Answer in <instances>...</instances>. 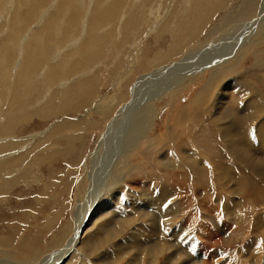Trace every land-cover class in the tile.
<instances>
[{
  "label": "rangeland",
  "instance_id": "rangeland-1",
  "mask_svg": "<svg viewBox=\"0 0 264 264\" xmlns=\"http://www.w3.org/2000/svg\"><path fill=\"white\" fill-rule=\"evenodd\" d=\"M262 1L0 0V264H264V149L253 138L264 133V106L253 95L264 99V67L249 89H236L240 73L263 62L264 21L226 45ZM212 48L224 49L219 63L161 70L160 83L151 77ZM219 72L227 73L203 78ZM144 78L155 79V93L133 100ZM142 101L130 136L129 116L112 119ZM111 121L109 148L90 159ZM242 136L258 150L247 160L233 154ZM115 172L128 176L112 185ZM88 194L94 212H106L59 260Z\"/></svg>",
  "mask_w": 264,
  "mask_h": 264
},
{
  "label": "bare ground",
  "instance_id": "bare-ground-1",
  "mask_svg": "<svg viewBox=\"0 0 264 264\" xmlns=\"http://www.w3.org/2000/svg\"><path fill=\"white\" fill-rule=\"evenodd\" d=\"M184 1H186L187 2V0H184ZM184 4H185V2H183ZM9 5H10V3H9ZM8 5V6H9ZM254 5V1H253V3H252V6ZM11 6V5H10ZM222 7V6H221ZM256 7V6H255ZM255 7H253V8H255ZM252 8V7H251ZM220 9V8H219ZM259 11H258V13L253 17V18H251V20H249V21H247V22H245V23H243L242 25H240V26H238V28L240 27L241 29V31L239 30V32H241L239 35H237L238 37L237 38H235L236 40H233L232 42H230V41H228V43L226 44V45H228V44H230L229 46L231 47V43H233L234 45H235V43H240V37L242 38V36H243V34H242V32H248L252 27H254V25H256L259 21H264V2L262 1V3H261V5L259 6ZM252 11V10H251ZM245 12H246V10H245ZM245 15V14H244ZM241 16H242V14H241ZM194 17H196V13H193V14H191V16H190V18H192V19H190L189 18V20H187L186 22H185V24H186V26H190L191 28L193 27L192 26V23H193V20H194ZM261 18H263V20H260ZM198 23V22H197ZM171 25H173V24H171ZM194 25V24H193ZM199 26H200V23H199ZM196 27V26H195ZM256 27V26H255ZM199 28V27H198ZM197 28V29H198ZM237 28V29H238ZM174 29V28H173ZM173 29H171V31H170V33H173ZM48 30V29H47ZM191 30V29H190ZM195 30V29H194ZM200 30V28L197 30V31H199ZM233 30H235V28L233 29ZM196 31V32H197ZM232 32H234V31H231L230 32V34H232ZM246 34V33H245ZM225 36V35H224ZM247 36V35H246ZM249 36H250V33H249ZM264 36V35H263ZM222 37H223V34H222ZM244 37V36H243ZM225 38V37H224ZM246 38V37H245ZM66 39V38H65ZM221 39V38H220ZM225 40V39H224ZM263 40H264V37H263ZM238 41V42H237ZM262 41V40H261ZM261 41L259 42V43H257L258 45H261L260 43H261ZM186 42H188L189 43V41H186ZM263 43H264V41H263ZM221 44H222V42H221ZM212 45H214V44H212ZM219 45H220V43H219ZM233 45V46H234ZM258 45H256V46H258ZM255 46V45H254ZM216 47V46H215ZM221 47H222V45H221ZM224 47V46H223ZM238 47V46H237ZM207 48V47H206ZM209 48H210V46H209ZM17 49V48H16ZM215 48H212V49H207L208 51H202L203 53L202 54H200V55H198V54H192V55H190V56H188L187 58H184L183 60H180L179 62H178V64H173V65H171V66H168V67H166V68H161L160 70H157V71H155L152 75L153 76H151V77H153V78H155V79H158L157 81L160 83L162 80L164 81V79L167 77V75L164 77L162 74H160V71L161 70H165V69H167V71H170L171 73L172 72H174V71H176L175 69L177 68V69H187L186 70V72L185 71H183V73H185V74H190V73H192V70H193V68H194V66L196 65V64H198V65H196V68L195 69H198L199 71H202L203 69H205L206 67H208L209 66V62L210 63H212V64H216V63H219V62H215V61H219L220 60V55L222 54V52H223V54H224V49H222L221 48V50H223V51H221V52H219V51H217V48H216V50H214ZM229 49V48H228ZM205 50V49H204ZM219 50V49H218ZM231 50H233V49H231ZM254 50H256V47L254 48ZM229 52V51H228ZM254 52V51H253ZM196 53V52H195ZM254 54H259V52L258 51H255V53ZM262 61L263 62H261V61H257V62H255V64L254 65H252V73H247L246 71H243V72H241L240 73V75L236 78V83L237 82H239L238 84H237V86H236V89L238 88V90L239 91H241V90H243V92H245L247 89H249L250 88V85H249V83H248V81H253V78H252V76L254 75V74H256L257 73V69L258 68H260V67H264V56H263V58H262ZM203 64H205V65H203ZM218 65V64H217ZM167 66V65H166ZM224 67V66H223ZM230 67V66H229ZM225 70H227V69H225ZM205 71V70H204ZM212 72V71H211ZM164 73V72H163ZM220 73V72H219ZM216 74V75H210V76H205V77H203V78H206L207 80L209 79V80H213V79H215V78H211V77H218V76H221V75H223V74H225V73H227V72H222V73H220V74ZM210 74V73H209ZM201 76H203L202 74H200ZM195 76V75H194ZM193 76V77H194ZM199 75H197V77H198ZM150 77V76H149ZM200 77V76H199ZM186 78V77H185ZM148 78H144V79H140V80H138V82H135V84H134V90H133V93H132V96H133V100H135V96L138 98V96H139V94H141V93H143V92H146V96H143V95H141V96H143L144 97V99H145V101L147 100V99H149L150 97H152L153 96V94L155 93L154 91L155 90H151V91H149L148 89H149V87H151V85L152 84H154L155 82H154V80L155 79H152V80H150L151 81V84H149L150 82L147 80ZM174 79V78H173ZM182 79H184V78H182ZM192 79V78H191ZM201 79H202V77H201ZM240 80H245V82H241ZM13 81V80H12ZM136 81V80H135ZM182 81V80H181ZM250 81V82H251ZM9 82V81H8ZM168 82H169V80H168ZM168 82H167V84H168ZM173 82V81H172ZM180 82V81H179ZM163 83V82H162ZM165 83V82H164ZM174 83H175V81H174ZM174 83H171V84H174ZM142 84H143V86H144V89H141L142 87ZM157 84V83H156ZM221 84H222V82H221ZM252 84V83H251ZM216 85V86H215ZM220 85V83L219 84H217V80H216V82L215 83H213L212 85H211V88L212 89H216L218 86ZM223 85V84H222ZM162 86V85H161ZM169 86H170V82H169ZM252 86V85H251ZM160 87V86H159ZM223 88L225 87V85L224 86H222ZM162 88V90H163V87H161ZM254 88V87H253ZM157 89V88H156ZM160 89V88H159ZM179 89V88H178ZM172 91V90H171ZM157 92V91H156ZM173 92V91H172ZM242 92V93H243ZM175 93V92H174ZM178 93V92H177ZM22 94V93H21ZM143 94H145V93H143ZM157 94V93H156ZM155 94V95H156ZM160 94H162L161 92H160ZM37 95V94H36ZM172 95V94H171ZM254 96H255V98H256V100H255V98H252V99H254L255 100V103H254V106H260L261 104L264 106V99L260 96V94L258 93V92H255L254 94H253ZM216 97V96H215ZM24 98V97H23ZM155 98V97H154ZM143 99V100H144ZM20 100H22V99H20ZM150 100V99H149ZM141 101V100H140ZM234 101L236 102L235 103V105L238 103V99H236V98H234ZM21 102V101H20ZM133 102H135V101H133ZM144 103V101H142V102H140V103H138V105H137V108H133V107H131V108H133V109H126L125 107L124 108H122V110L120 111V112H118L117 114H116V117L114 118V119H112L113 121H115L117 118H119V116H121V119H124L125 118V120L127 119V116H129L130 118L127 120V122L125 121V123L123 124V125H125L124 127L125 128H127V134L129 133L128 132V130H129V128H131L132 129V132H131V134H130V136H132L133 135V129L135 128V124H137V122L136 121H138L139 122V120L141 119V118H136L137 117V115H139V111H140V109L142 108V107H144V106H142L141 107V105ZM226 103V102H225ZM227 103H228V105H231V107L234 105V103H233V100H228L227 99ZM128 104V103H127ZM234 105V106H235ZM124 106V105H123ZM217 106H219V111L218 112H216V110L214 111V112H216L217 114L215 115V116H218V117H221L222 115H218L220 112H221V110L223 109V106L222 105H217ZM249 106H251V105H249ZM140 107V109H138ZM145 108V107H144ZM144 108H143V110H144ZM243 109V108H242ZM128 110V111H127ZM133 110V111H132ZM142 110V109H141ZM239 110V109H238ZM0 111H1V109H0ZM18 111V110H17ZM243 111H244V109H243ZM248 112H247V114H246V116H248V115H251V112H253V111H255V109L252 111V110H247ZM12 112V111H11ZM20 113V112H19ZM140 113H141V111H140ZM149 113V112H148ZM227 113V112H226ZM127 114H129V115H127ZM144 114H145V112H144ZM245 114V113H244ZM263 114V113H262ZM16 115V114H15ZM149 116V115H148ZM245 116V117H246ZM139 117V116H138ZM244 117V118H245ZM233 119H234V116H233ZM118 120V119H117ZM116 120V121H117ZM218 120V118L216 119L215 118V121H217ZM122 121V120H121ZM147 121V120H146ZM214 121V120H213ZM119 122V121H118ZM231 122V121H230ZM234 122V121H233ZM144 123V122H143ZM142 122L140 123V124H143ZM116 125H118V124H116ZM126 125H127V127H126ZM139 125V124H138ZM233 125V123H230V125L228 124L227 125V128H231V126ZM108 126H109V128H108ZM137 126V125H136ZM114 128H115V126H112V121L111 122H108V124H107V128H106V135L105 136H103L102 137V139H101V142L99 143V145L97 146V149L92 153V156H91V158L90 159H95V157L96 158H98L99 156V152H100V150L98 151V149H101V148H99V147H101V145H104L105 147L107 146V140H108V138H110L109 136L111 135V133H113L112 131L114 130ZM137 128V127H136ZM215 128V127H214ZM116 129V128H115ZM260 129V128H259ZM124 130V129H123ZM122 131V130H121ZM136 131V130H135ZM217 131H220V129L217 127ZM248 131V130H247ZM109 132H110V134H109ZM216 133V132H215ZM214 133V134H215ZM219 133V132H218ZM105 134V133H104ZM109 134V135H108ZM139 134V133H138ZM137 134V135H138ZM261 134V133H260ZM103 135V134H102ZM224 135H226L225 134V132H224ZM139 136V135H138ZM152 136V135H151ZM242 137H245L241 142L243 143V146H241V147H238V149H237V152H233V154L235 153V159H237V160H247V159H250L253 155H255L254 154V152H256V151H258V150H256V148H255V146H254V144L252 145L250 142V140L248 139L247 140V138H246V136H242ZM257 138V144H259V146H260V144H263V146H260V148L261 149H264V133L262 132V134L261 135H257V134H254V136H253V138ZM114 138V137H113ZM133 138L131 137V139L130 140H132ZM137 139V138H136ZM154 139V138H153ZM152 139V140H153ZM121 140V139H120ZM129 140V141H130ZM255 140V139H254ZM109 141H110V139H109ZM114 141H116V140H114ZM118 141V140H117ZM122 141V140H121ZM121 141H119V143L118 142H116L117 143V145L118 144H120V142ZM124 141V140H123ZM122 141V142H123ZM126 141V140H125ZM128 141V139H127V142H129ZM133 141V140H132ZM153 141H155V140H153ZM148 142H151L152 143V141H150V140H148ZM238 143V141L234 144V143H232V144H234V145H236ZM111 144H114V143H111ZM124 144V143H123ZM129 144H131L130 142H129ZM133 144V143H132ZM114 145H116V144H114ZM127 146H129L128 145V143L126 144ZM126 145L124 144V146L121 144V146H122V148L124 147L125 149H126ZM19 146V145H18ZM121 146H117L118 148H121ZM133 146V145H132ZM258 146V145H257ZM105 147H103V148H105ZM252 147V148H251ZM106 148H109V147H106ZM111 148H114L113 147V145H112V147ZM117 148V149H118ZM123 148V149H124ZM236 149V148H235ZM234 149V150H235ZM246 149L248 150H250V153L248 152V151H246ZM107 150H109V149H107ZM111 150V149H110ZM130 150V149H129ZM199 150V149H198ZM260 150V149H259ZM112 151V150H111ZM152 151V150H151ZM260 152V151H259ZM117 153H118V151L116 150V149H114L113 150V152H111V154L110 155H113V158L115 157V155H117ZM257 153V152H256ZM263 153V152H262ZM101 154V153H100ZM106 154V153H105ZM259 154V153H258ZM119 155V154H118ZM262 155V154H261ZM98 156V157H97ZM231 157H234V156H232V154L230 155ZM256 156V155H255ZM260 156V155H259ZM259 156H257V160H259L260 158H259ZM102 157V156H101ZM105 157H106V155H105ZM104 157V158H105ZM108 157H110V156H108ZM112 157V156H111ZM119 158V157H118ZM175 158V157H174ZM259 158V159H258ZM106 159V158H105ZM108 159V158H107ZM253 159H255L256 160V158H253ZM263 159V158H262ZM261 159V160H262ZM101 160V159H100ZM252 160V159H251ZM97 161V160H96ZM103 161V160H102ZM109 161V160H108ZM112 162V161H111ZM238 163H241L240 161H237ZM243 162H245V166H247L248 164H249V161H243ZM95 163V162H94ZM98 163V162H97ZM102 163V162H101ZM108 163V162H107ZM222 163V162H221ZM258 163V162H257ZM91 164V163H90ZM104 164V163H103ZM111 164V163H110ZM242 164V163H241ZM95 165V164H94ZM93 165V166H94ZM99 165H101V164H99ZM125 165V164H124ZM159 165V164H158ZM261 166L262 164H258V166ZM162 167H163V165H161ZM176 166V165H175ZM214 166V165H213ZM258 166H256V167H258ZM157 167V166H156ZM164 167H166V166H164ZM248 168L250 167V166H247ZM252 167V169L254 170V168H253V166H251ZM93 168V167H92ZM97 168H98V166H97ZM97 168L95 169H93V170H91V171H89L90 173H88V175H89V177H90V181H89V187L87 188V191H89V193L93 196V195H95V186H96V184H95V177H94V179L93 178H91V174H92V172L93 171H95V170H97ZM105 168V167H104ZM104 168H102L103 170H104ZM106 168H108V164H106ZM144 168V167H143ZM263 168V167H262ZM261 168V169H262ZM127 169V168H126ZM107 170V169H106ZM109 170V169H108ZM253 170H251L252 172H253ZM100 171V170H99ZM197 171H199V170H197ZM138 172V171H137ZM136 172V173H137ZM94 173V172H93ZM109 173V172H108ZM107 173V174H108ZM132 173V172H131ZM136 173H134V174H136ZM146 173V172H145ZM97 174V173H96ZM101 174V173H100ZM128 174V172H126L125 174H121L120 172H115L114 173V175H112L113 177H112V185H115V184H117L118 183V181H121V179L120 178H124L125 177V175H127ZM133 174V173H132ZM87 175V174H86ZM103 175H105V173L103 174ZM96 176H98V175H96ZM128 176V175H127ZM257 176H258V174H257ZM101 177H102V175H101ZM88 178V177H87ZM106 178V177H105ZM136 177H134V179H135ZM89 179V178H88ZM107 179V178H106ZM137 179V181H135L134 180V182H136V183H139L140 182V179L139 178H136ZM174 179V178H173ZM105 180V179H104ZM99 181V180H98ZM133 181V180H132ZM224 181V180H223ZM258 181V180H257ZM110 182V181H109ZM99 183V182H98ZM106 183V182H105ZM104 183V184H105ZM221 183V182H220ZM110 184V183H109ZM108 184V185H109ZM98 185V184H97ZM107 185V186H108ZM129 185V184H128ZM127 185V186H128ZM134 185V184H133ZM98 187V186H97ZM140 187V186H139ZM175 188V187H174ZM103 189V188H102ZM167 189V188H166ZM97 190H99V189H97ZM86 191V190H85ZM177 191V190H176ZM114 192V191H113ZM158 192V191H157ZM96 193H98V191L96 192ZM99 194V193H98ZM86 195V194H85ZM169 195V194H168ZM167 196V195H166ZM84 197V196H83ZM97 197V196H96ZM164 198H166V197H164ZM212 198V197H211ZM182 199V198H181ZM180 199V200H181ZM134 200V199H133ZM135 200H136V198H135ZM159 200V199H158ZM165 200V199H164ZM183 200V199H182ZM210 200V199H209ZM160 201V200H159ZM163 201V200H162ZM151 203V202H150ZM154 203V202H153ZM248 203V202H247ZM158 204V203H157ZM79 205L82 207V210H81V207H75V209H76V214H74V216H75V218H76V225H75V232H74V239L72 240V242L70 243V245L64 250V253H62L59 257H58V259L60 260V258L66 253V251L68 252L69 250H71L72 248H73V243H76V242H78L77 241V238H78V236H80V232L82 233V230H85L84 229V226L86 225V224H90V223H93V222H95L94 220L95 219H97L99 216H102V213H104V212H106L105 211V208H102V209H98V211L96 212H94V208L95 207H93V206H96L95 205V200H93V198L92 197H89V194L87 195V197H86V199H85V201H82L81 203H79ZM78 205V206H79ZM111 205V204H110ZM259 205V204H258ZM110 207V206H109ZM259 207V206H258ZM114 208H115V206H114ZM91 209L93 210V212H94V214H90L92 211H91ZM107 209H109V208H107ZM130 209V208H129ZM233 209V208H232ZM112 211H113V208H112ZM171 212V211H170ZM186 212V211H185ZM139 213H141V211L139 212ZM184 213V212H183ZM212 213V212H211ZM142 214V213H141ZM209 214H210V212H209ZM105 215V214H104ZM252 215V214H251ZM91 216V217H90ZM142 216H144V215H142ZM168 216V215H167ZM187 216V215H186ZM141 217V216H140ZM108 219V218H107ZM134 221V220H133ZM122 222V221H121ZM123 223V222H122ZM121 224V223H120ZM120 226V225H119ZM122 226H123V224H122ZM152 226V225H151ZM82 227H83V229H82ZM102 228V227H101ZM120 228V227H119ZM155 229V228H154ZM84 232V231H83ZM137 232V231H136ZM122 233V232H121ZM134 233V232H133ZM97 235V234H96ZM147 235V234H146ZM214 235V234H213ZM88 238V237H87ZM154 239V238H153ZM142 242V241H141ZM132 243V242H131ZM73 244V245H72ZM140 244V243H139ZM145 244V243H144ZM72 245V246H71ZM211 245V244H210ZM75 246V245H74ZM204 250V249H203ZM75 251H76V249H75ZM118 251V250H117ZM149 254V253H148ZM56 260V262L55 263H57L59 260Z\"/></svg>",
  "mask_w": 264,
  "mask_h": 264
}]
</instances>
